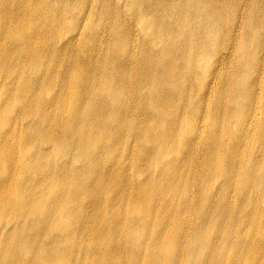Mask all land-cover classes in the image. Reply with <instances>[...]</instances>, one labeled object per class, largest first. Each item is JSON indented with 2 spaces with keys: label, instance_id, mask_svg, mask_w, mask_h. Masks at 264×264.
I'll list each match as a JSON object with an SVG mask.
<instances>
[{
  "label": "rangeland",
  "instance_id": "rangeland-1",
  "mask_svg": "<svg viewBox=\"0 0 264 264\" xmlns=\"http://www.w3.org/2000/svg\"><path fill=\"white\" fill-rule=\"evenodd\" d=\"M44 1L45 7L40 11L43 20L40 22L45 26L40 30L44 45L37 51L54 57L53 69L57 72L67 70L66 76L71 81L83 78L86 82L90 77L84 68L91 57L100 55L99 64L112 66V62L129 79L140 80L141 73L146 72L144 64L147 61L151 66L154 64V67H148L149 74L162 77L153 78L152 82L143 77L145 81L140 86L128 85L129 93L133 91L128 99L134 110L126 114L117 135L97 134V144L88 159L59 146L52 151L51 161L55 166L52 172L55 174L66 167V182L71 191L80 190L79 198H88L89 193H94L96 199L110 204L122 196L131 197V194L141 198L153 196L147 204L144 201L137 208L130 204L121 217L108 216L103 220L106 229L114 228L121 221L125 226L123 238L70 240L65 234L75 229L78 220L71 214L61 225L67 228L53 231L51 238L37 236L34 232L29 233L33 238H21L23 261L29 264H76L77 257L72 258L66 250V245L70 247L76 243L84 246L86 252L96 251L86 259L91 264H170L165 258L156 262L147 253L155 241L154 234L163 231L161 223L151 219L152 228L145 231L141 220L164 206L161 184L170 187L174 178H177L176 189L170 188L167 196L175 198V207L178 206L187 217L180 238H165L162 244L165 252L181 250L187 253L191 249L194 264H209L206 252L208 245L216 243L215 231L213 229V234L209 223L204 237L193 241L191 230L197 220L190 208L195 212L215 209L219 214L228 208L232 218L227 223L219 221L221 232H218L225 233L234 227L238 230L237 242H251L255 246L264 244V0ZM142 15L144 20L140 23ZM209 48L213 49L210 51ZM206 58L208 61L205 62ZM245 59L248 61L244 62ZM20 61L24 64L25 57ZM34 69L23 66L20 72L10 74V81L4 83V88L12 95L16 80L15 88L29 89L30 81L41 77L45 70L51 71L52 67L44 68L38 64ZM95 76L96 83L106 80L110 87L115 85L111 78ZM146 83L153 84L150 87L155 92L156 105L141 88ZM138 89L144 94L138 93ZM91 90L92 94L100 92L96 84L91 85ZM54 93L44 89L41 99L50 102ZM22 106L20 101L8 106L11 121L18 118ZM70 109L71 105L65 104L61 118L68 119ZM29 124L30 120H24L21 126ZM116 126L119 123L111 121L108 127L114 131ZM5 131L7 127L1 132ZM42 149L47 147L42 146ZM28 152L25 159L34 156L37 150L32 148ZM125 176L127 183L122 180ZM18 177L17 187L22 190L27 189L26 179H42L29 171ZM1 179L5 180V177L0 176ZM55 196L49 192L43 197L46 198L42 202L44 210L55 206ZM185 200L189 206H180ZM56 206L63 209V213L74 207L73 204L64 206L63 202ZM171 214V210L164 213L166 217ZM11 240L0 238V244L6 245L3 250L11 248ZM191 242L194 243L192 247Z\"/></svg>",
  "mask_w": 264,
  "mask_h": 264
},
{
  "label": "bare ground",
  "instance_id": "bare-ground-1",
  "mask_svg": "<svg viewBox=\"0 0 264 264\" xmlns=\"http://www.w3.org/2000/svg\"><path fill=\"white\" fill-rule=\"evenodd\" d=\"M44 2V0H0V176L5 177V180H0V238H12L11 242L9 243V246H11L10 249L3 250L6 245L0 244V264H29L23 261L21 257V253L24 251V247L22 248L23 242L21 238H33L34 236L29 234L30 232L36 233L37 236L39 235L41 237L44 236L46 238H51L50 236L53 231L58 232L67 228L66 225H61L64 222L63 220H65L67 217H70L71 214L77 217L78 220L75 224V229L72 231L70 230L69 233L65 234L67 235L66 238H71L70 240H72V238L78 239L89 237L123 238V235H125V226L121 221H119V223L114 228L106 229L104 227L103 220L108 216L121 217L120 215L127 211V208L130 204L132 207L137 208L144 201V204H147L150 198L153 196L151 195L149 198H141L139 195L135 196V194H131V197L130 195L122 196L121 199H119L116 203L110 204L102 202L100 199H96L94 193L90 194L89 192L85 193V195L89 193L88 198H79L78 192L80 190L77 192L71 191L69 189L70 185H68V182H66L68 177L66 167L61 170H57L55 174L52 172V169L55 168L51 161L53 150L60 146V148L63 147L64 150H70L74 151L76 154H80L79 157L81 158L88 159L91 156L93 148L97 144L95 136L97 134L98 136L102 134H109L115 137L117 135L116 131L119 132L118 128H120V125L123 123L126 114L134 110L133 104L128 99V97L133 94V91L131 94L129 93V86H136V84H139L140 86V83L145 81L143 80V77L149 82H152L151 80L153 78L161 79L162 77L159 74H149L148 70L149 68L154 67V64L151 66L150 61H147V64H144V70H146V72L141 73L139 76L141 79L138 80L136 77L129 79L126 75L118 70L119 66H115L112 62V66H108L103 63L99 64L100 55H98L91 57L87 67L84 68L90 79H87L86 82L83 80V78L71 81L66 76V73H68L67 70L63 72H57L53 69L56 63L53 61L54 57H52L50 53L42 55L37 51L38 48L44 45V41L40 37V30L45 27L42 26L44 24L41 23L43 20L42 16H40L41 9L45 7ZM132 2L133 1L130 3ZM137 3H139V1ZM125 5H127V3ZM129 6L131 7V5ZM139 6L137 7L139 8ZM86 11L88 12V10ZM136 14L138 13L136 12ZM142 17L144 16L142 15L140 17L141 20L138 19L139 22L144 20ZM150 22L151 20L149 23ZM213 27L214 26H212V29ZM80 28L81 27H79V29ZM200 30L202 31L203 29ZM192 32L189 31V33ZM77 33L79 35V32ZM141 33L143 34L144 32L141 31ZM217 33L215 35H218ZM151 36L153 35L151 34ZM155 45H157V43H155ZM231 45L233 46V44ZM198 47L199 46L196 45V48ZM212 49L213 48H211L210 51ZM186 52L187 55H189L188 53H190V51L188 52V49ZM23 56L25 57L24 64L20 61V58ZM248 58L246 57V59ZM246 59L244 62L248 61H246ZM206 61H208V59L205 60V62ZM197 62L199 63V60ZM38 64L44 66V68L52 67V70H45L41 77L35 79L33 82L30 81L28 84L30 86L29 89L23 87L18 88V86L15 88L16 80H14V91L12 92V95H14L13 97L11 92L4 88V83L10 81V74L20 72L19 70H21L23 66L24 68H29L30 66L33 69L37 68ZM241 64L243 63L241 62ZM207 65L205 63V66ZM191 67L192 66H190V68ZM95 74H98L101 77L103 76L105 78H111L115 85L110 87L106 80L101 83H99V81L96 83ZM197 76L195 77L197 78ZM203 76L205 78V75ZM190 81L192 82V80ZM94 84L97 85V88L100 91L98 94H92L93 91L91 90V85ZM151 85L153 84H142L141 88L145 89V92L148 93L151 101L154 102V105H156L155 103L157 98L155 96L154 90H152L150 87ZM44 89L55 92V96L50 102H44L41 99V94ZM138 90V93H143L141 89ZM19 101L21 105H24L22 106L23 110H21L20 114H18L17 119H13L11 121L9 119L10 111L8 106L17 104ZM67 103L71 105L70 116L68 119H64L61 118V116L63 115L64 106ZM237 105L235 103L236 107H234L237 108ZM234 107L232 106V108ZM256 107H259V105ZM235 111H237V109ZM231 117L234 118L233 116ZM24 120H30L31 124L22 127L21 125ZM111 121L119 123V126L114 128V131L108 127L109 124H111ZM5 127H7V131L2 133L1 131ZM230 131L232 132L233 129L230 128ZM42 146L47 147V149L43 150ZM32 148H35L37 152L34 156L25 159L27 153L29 154L28 151H30ZM96 161L97 160H95V162ZM46 165L48 166L46 167ZM45 167L46 169H42ZM28 171L37 173L42 177V179H26L27 189L25 190L27 191H25L20 189V187H17V185L19 186L18 176L25 174ZM76 179H78V177ZM122 180L123 183H127L128 177L125 176ZM176 183L177 178H174L170 187H168L167 184H161L163 187V193H161L164 196L163 199L165 200L164 206H162L158 212L154 211L151 213V215H145L141 220L143 222L142 225L144 226L143 228L145 231H148L152 228L150 226V224H152L150 222L151 219H155L156 222L161 223V226L163 227V231L154 234L155 241L153 245L150 246V249L147 253L156 262H160V260L165 258L170 261V264H194L192 259L193 250L190 249L187 251V253H184L181 250L177 252H165L162 246L165 238H180L179 235L184 232L183 224L186 223L187 215L184 212L182 213V211L177 208L178 206L175 207L174 197L167 196V192H169L168 190L170 188L176 189ZM49 192H52L56 195L55 198L57 203H55V206H52L50 210H44L42 202L46 198L43 197L48 196ZM151 200H153V198ZM59 202H63L64 206L73 204V210L67 212L64 211L63 213V209L56 206L59 204ZM182 205L183 207H187L189 206V202L185 200L180 206ZM169 210L172 211V214L170 217H166L164 213L168 212ZM189 211L195 215V219L197 220V224L191 230V238L194 239H192L193 241H197V238L204 237L205 227H207L209 223L212 224L213 234L215 231L214 236L216 243L210 246L208 245L206 252L209 264H264V244L255 246L251 242H245V244L241 241L237 242L235 237L238 233V230H235L234 227H231L225 233L222 232L223 234L220 233L221 230L218 226V222H228V220L232 218L228 208L222 211L221 214H219V211L215 209H209L208 211L199 210L198 212H195L194 209L190 208ZM214 220L217 221L214 222ZM9 225L10 229H7V226ZM124 238H126V236H124ZM190 244L192 247L194 243L191 242ZM70 247L66 245V250L72 254V258L77 257L76 264H91V262L86 259L88 255L92 257L96 251L90 249L86 252L84 246L76 243Z\"/></svg>",
  "mask_w": 264,
  "mask_h": 264
}]
</instances>
